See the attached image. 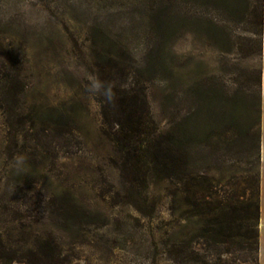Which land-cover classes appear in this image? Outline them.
<instances>
[{"label": "rangeland", "instance_id": "obj_1", "mask_svg": "<svg viewBox=\"0 0 264 264\" xmlns=\"http://www.w3.org/2000/svg\"><path fill=\"white\" fill-rule=\"evenodd\" d=\"M259 17L262 0H0V264H258ZM100 68L142 91L181 182L123 181Z\"/></svg>", "mask_w": 264, "mask_h": 264}, {"label": "trees", "instance_id": "obj_2", "mask_svg": "<svg viewBox=\"0 0 264 264\" xmlns=\"http://www.w3.org/2000/svg\"><path fill=\"white\" fill-rule=\"evenodd\" d=\"M259 24L264 27L261 17ZM115 67V64L110 66L112 69ZM101 70L100 68L98 84L103 97L102 116L119 153V169L123 181L133 192H136V187L141 188L137 195L146 191L151 173H155L161 180L174 178L181 182L180 151L176 144L171 142L168 146L153 144L157 129L150 117L142 91L134 88L120 89L112 84H105ZM5 251L0 245V260H3Z\"/></svg>", "mask_w": 264, "mask_h": 264}, {"label": "crops", "instance_id": "obj_3", "mask_svg": "<svg viewBox=\"0 0 264 264\" xmlns=\"http://www.w3.org/2000/svg\"><path fill=\"white\" fill-rule=\"evenodd\" d=\"M264 5V0H262ZM259 239L258 264H264V28L260 53L259 82Z\"/></svg>", "mask_w": 264, "mask_h": 264}, {"label": "clouds", "instance_id": "obj_4", "mask_svg": "<svg viewBox=\"0 0 264 264\" xmlns=\"http://www.w3.org/2000/svg\"><path fill=\"white\" fill-rule=\"evenodd\" d=\"M95 87H99V84L94 85ZM110 98V97H109Z\"/></svg>", "mask_w": 264, "mask_h": 264}]
</instances>
